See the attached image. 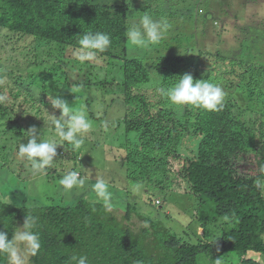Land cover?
Returning <instances> with one entry per match:
<instances>
[{
    "label": "trees",
    "instance_id": "1",
    "mask_svg": "<svg viewBox=\"0 0 264 264\" xmlns=\"http://www.w3.org/2000/svg\"><path fill=\"white\" fill-rule=\"evenodd\" d=\"M145 1L150 5L149 0ZM169 1L162 0V7H173ZM120 2L0 0V32L32 38L55 47L60 55L66 49L79 51V39L85 32L109 35L110 46L96 57L119 67L114 78L117 82L99 81L98 78L92 81L93 75L87 73L86 76V71L91 69L88 61L76 63L78 68L86 69L76 86L84 90L96 88L101 95L97 106L103 116L93 115L92 102L86 98L83 105L87 119L104 123L112 109L120 113L118 128L123 126L126 134L136 137L132 141L127 138L125 154H115L112 146L103 151H114L113 156L129 171L128 181L142 185L140 201L148 206H156L157 191L175 195L171 192L175 171L173 177L178 190L199 201L192 223L202 230V236L197 243H189L129 204L124 210L122 204L120 209L106 205L101 198L97 199L95 192L92 198L84 196L62 207H30L27 199L14 206L0 199V231H8L10 239L15 227L22 225L26 213L38 218L35 231L40 236L41 248L28 258L29 264H76L72 257L81 255L88 258L89 264H197L198 257L203 254H212V262L220 260L221 255L235 254L237 263L261 264L255 258L264 262L262 41L253 40L254 46L244 48L249 35L235 33L232 36L235 45L229 46L226 42L221 45L220 39L229 33L226 24L210 18L211 27L208 28V20L201 18V36L196 38L189 34L186 37L173 32L172 40L188 44L206 37L207 48L191 44L186 46L188 50L186 47L174 49L163 41L164 38L156 45L130 46L127 27L139 18L129 16L132 5L128 0ZM186 3V0H179L177 6L182 5L187 11L189 5L185 6ZM174 12H177L175 8L163 11L162 21L167 22L169 28L176 18ZM142 13L159 17L153 10ZM195 30L198 32V28ZM256 43L260 44L257 50L254 49ZM189 46L195 50H189ZM165 51L170 54H164ZM185 73H191L194 80L207 79L222 87L225 98L219 111L174 105L159 94V87L171 86ZM45 81L46 78H41L34 84V88L42 91V96L47 89ZM17 87L11 86L7 97L16 100L25 95L27 101L36 103L35 95L26 85ZM0 94L4 96L2 90ZM71 95L80 105L83 95ZM116 102L119 105L115 108ZM9 104L8 98L1 97L0 128L6 127L5 136L11 134L7 142H13L14 138L19 142L24 135L23 128L13 117L14 103ZM51 128L54 130L53 126ZM186 138L193 144L183 148ZM130 146L133 149L129 154ZM89 154L79 155L83 160L79 162L77 152L72 151L70 159L74 164L70 170L81 171L78 166L88 162L85 155L89 159ZM0 169L3 174H9L2 164ZM42 173L52 180L64 175L50 167ZM0 264H9L6 255L0 254Z\"/></svg>",
    "mask_w": 264,
    "mask_h": 264
},
{
    "label": "rangeland",
    "instance_id": "2",
    "mask_svg": "<svg viewBox=\"0 0 264 264\" xmlns=\"http://www.w3.org/2000/svg\"><path fill=\"white\" fill-rule=\"evenodd\" d=\"M120 1L98 0V2L103 4H121ZM144 1L130 0L133 12L131 16L133 18L138 19L143 10L145 12L153 10L157 11L159 14L158 19L162 20L164 10L175 8L177 11L174 12L176 18L172 20L170 28L168 29L170 31L167 30L163 40L173 46L172 48L174 49H183L191 44L193 46L197 45V47L203 45L204 48H207L208 41L205 40L206 37H201L202 39L197 40L194 39L188 44H177L172 40L173 32L182 35L185 34L186 37L189 34H193L197 38L200 35L201 18L208 20V28L211 27L210 18H215L216 22L222 23V25L226 24L229 33H225L223 35L225 38L222 37L220 39L219 42L221 45L224 42L229 46L235 45L232 36L235 33H239L249 35L247 37L248 42H246L244 48L254 46L253 42L255 41H262L264 47V0H186L187 3L185 6L189 5L187 11L183 10L184 8L182 9V5L177 6L179 0H170L171 2L169 1V4H172L173 7L165 5L164 8L162 7V0H149L150 5L147 4V1ZM196 28H198V32L195 30ZM209 39L210 41L216 40L215 38ZM211 44L212 42L209 43V46ZM260 44L256 43L254 49H259ZM186 49L188 50V47ZM191 49L194 48L190 47L189 50ZM78 53L79 51L66 49L63 55H60L56 52L55 47L37 42L32 38L8 34L5 31L0 32V90L4 94V96L1 94L0 96L3 100L8 98L10 101L9 105L12 102L14 103L15 113L13 117L17 124L23 128V132L31 126H36L40 130L41 139H58L55 136V131L51 128L47 113L44 111L45 108L50 114L55 112L56 115H59V110L52 109L50 101L48 100L47 95L51 92L59 94L61 98L66 99L69 104H72L74 111L82 109L85 113L87 112L84 110L85 105L83 103L88 98L92 102L91 112L93 115L96 118L103 116L101 109L97 106L98 101L101 100L100 91L96 88L84 90L82 87L76 86L81 82L83 79L82 75L86 71V69H80L76 66L77 61L79 62L77 59ZM164 54L168 55L170 53L165 51ZM88 65H91V69L86 71V76L87 73L93 75V78H91L92 81H94V78H98L99 81H112L116 77V70L119 69L116 64L109 65L107 61L97 57L94 60L88 61ZM41 78H46L45 85H47L46 93L43 96L41 90L34 88V84ZM245 80V82L248 81L247 78ZM112 82H117V80ZM16 85L22 88L26 85L31 90V94L35 95L34 101L36 103L27 101L25 95H21L16 100L14 97H7L10 93L11 86L17 87ZM72 93H80V95H83L80 105L78 99H71ZM118 105L119 102L113 104L115 108ZM36 110L39 111L36 112ZM119 116L120 113L112 109L108 114L107 120H103L104 123L91 121V129L84 136V143L81 146V150L69 149L73 147L72 145H69L70 147L67 146V142H62L63 146H58L57 152L59 151V153L55 158L54 165L50 168L62 174H65V171L69 170L74 164L70 159L72 151L77 152L78 159L76 160L79 162L83 161L79 158V155L87 152L89 154L90 150L91 152L93 151V154H89V159L85 155L88 162L81 163L78 166L81 171L77 172H80L81 177L85 178V185L83 187L73 188L71 191L63 189L59 184L60 179L58 178L52 180L42 175V172L34 173L31 162L18 154L17 148L19 142L21 140L22 142H26L24 141L27 139L25 133L19 138V142L15 138L13 142H7L11 134L7 133L5 136L6 132L3 131L6 127L0 128V164H2L6 172L7 170L9 171V174H3V171L0 169V199L14 206L21 204L26 199L30 207L53 205L60 207L70 206L78 199L84 198V196L85 198H88V196L92 198L94 190L91 185L95 182L96 178L103 177L108 182L109 190L113 193L110 207L120 209L122 204L124 210V207L129 204L131 207H135L136 211L143 212L154 223L169 229L171 233L180 236L189 243H197L200 236H202V230L198 229L196 223H192V221L195 211H198L199 201L195 196L184 195L186 193L185 191L178 190V185L173 177L175 171H173L174 173L172 172L173 189L172 191L170 190L175 195H170L169 192V194H163L162 191H157L156 206H148L140 201L142 200L140 192L142 185L128 181L127 176L129 171H127L124 164L120 163V160L113 156L112 152L114 151H103V149L106 150L109 146H112L113 150H116L115 154H125L127 138L132 141L136 137L135 134H126L123 126L118 128L117 120ZM192 144L193 141L186 138L182 145L183 148H188ZM129 149L128 153L130 154L133 147L130 146ZM85 169L90 171H86ZM97 199L100 198L97 197ZM119 214L122 215V212L120 211ZM139 223L143 224L142 222ZM211 256L212 254L200 255L197 259V264H240L237 263L239 260L235 254L221 255V259L216 262L210 260ZM255 259V261L264 264L262 260ZM27 264H29L28 260Z\"/></svg>",
    "mask_w": 264,
    "mask_h": 264
},
{
    "label": "clouds",
    "instance_id": "3",
    "mask_svg": "<svg viewBox=\"0 0 264 264\" xmlns=\"http://www.w3.org/2000/svg\"><path fill=\"white\" fill-rule=\"evenodd\" d=\"M129 11L132 12V7ZM168 28L167 22L158 20L148 13H142L138 21L128 25L126 37L130 46L143 48L159 44ZM110 44V37L104 32H85L79 39L80 50L77 59L81 62L94 60L96 54L106 51ZM152 71L156 73L155 70ZM178 77V81L171 86L158 88L159 94L170 103L180 106L192 105L207 111H219L223 106L225 92L218 84L207 79L194 80L191 73ZM47 97L52 109L59 110V115H56L55 112L50 114L44 108L58 139H41L40 130L36 126H31L24 131L27 136L24 140L26 142L21 140L18 145V154L31 162L34 173L44 172L54 165L58 155L57 148L63 146L62 142L72 145L74 150L80 149L84 143V136L91 129V124L82 109L74 111L72 104L59 94L51 92ZM59 184L63 189L71 191L73 188L83 187L85 178H82L79 172L69 169L60 178ZM91 187L96 195L110 206L113 193L109 190L108 182L103 177H98ZM37 225L38 218L26 213L22 225L15 227L16 230L10 239L8 231H0V254L7 256L9 264H27L28 257L39 252L41 241L38 232L35 231ZM72 259L76 264H89L88 258L84 255L73 256Z\"/></svg>",
    "mask_w": 264,
    "mask_h": 264
}]
</instances>
